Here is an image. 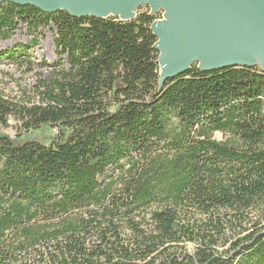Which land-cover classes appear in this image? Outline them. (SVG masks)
Here are the masks:
<instances>
[{
    "label": "trees",
    "instance_id": "16d2710c",
    "mask_svg": "<svg viewBox=\"0 0 264 264\" xmlns=\"http://www.w3.org/2000/svg\"><path fill=\"white\" fill-rule=\"evenodd\" d=\"M158 18L0 3V38H31L0 62L51 72L34 101L0 94V264H264V72L193 64L159 88Z\"/></svg>",
    "mask_w": 264,
    "mask_h": 264
},
{
    "label": "water",
    "instance_id": "95a60500",
    "mask_svg": "<svg viewBox=\"0 0 264 264\" xmlns=\"http://www.w3.org/2000/svg\"><path fill=\"white\" fill-rule=\"evenodd\" d=\"M74 17H135L160 12L150 25L158 52V87L193 64L202 71L258 66L264 72V0H0Z\"/></svg>",
    "mask_w": 264,
    "mask_h": 264
},
{
    "label": "rangeland",
    "instance_id": "374dc122",
    "mask_svg": "<svg viewBox=\"0 0 264 264\" xmlns=\"http://www.w3.org/2000/svg\"><path fill=\"white\" fill-rule=\"evenodd\" d=\"M140 7L143 10L145 9L143 5ZM53 37L54 29L52 26H49L44 30L41 39L38 41V45L33 49L34 56L38 62L52 63L56 61ZM30 39L24 30L17 28L10 37L0 38V51L4 52L18 45L29 44ZM50 73V69L47 67L37 68L30 73L23 74L13 66L0 62V94L11 101H34L36 100L34 90L38 79L47 77ZM18 125L13 118H10L6 131L13 136ZM45 132L50 135L55 134L56 128L45 127ZM215 138L219 139L221 135L216 133Z\"/></svg>",
    "mask_w": 264,
    "mask_h": 264
}]
</instances>
